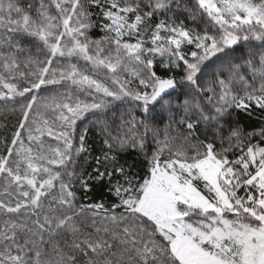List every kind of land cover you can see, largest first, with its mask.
<instances>
[{
  "label": "snow or ice",
  "instance_id": "6c2138e0",
  "mask_svg": "<svg viewBox=\"0 0 264 264\" xmlns=\"http://www.w3.org/2000/svg\"><path fill=\"white\" fill-rule=\"evenodd\" d=\"M256 111L264 0H0V264H264Z\"/></svg>",
  "mask_w": 264,
  "mask_h": 264
},
{
  "label": "trees",
  "instance_id": "16d2710c",
  "mask_svg": "<svg viewBox=\"0 0 264 264\" xmlns=\"http://www.w3.org/2000/svg\"><path fill=\"white\" fill-rule=\"evenodd\" d=\"M27 2V0H24ZM93 20H97L96 17H93ZM100 21L97 20V25ZM94 39L99 38L102 33L99 30V27H94L91 32L89 33ZM162 72L163 69H160ZM58 87V86H57ZM52 94V93H49ZM18 113L8 112L7 117L3 113H0V136L3 135V126L7 124L8 128L10 129L16 123V117ZM234 120L238 121L240 126L249 132L258 131L262 125H264V116H261L259 111H256L251 116L247 115L244 112H238L233 117ZM10 135V132L8 133ZM100 141L101 137L98 135L97 129H91L88 136V142L95 148L93 155H97L100 149ZM151 146V145H150ZM143 157H138L135 153H122L121 154V163L127 164V166H131L132 170L135 172L143 173V165H142ZM91 165H95V161L91 162ZM88 172L92 171V166H89L87 169ZM89 184H94L95 187L92 191L88 193H84L83 191L78 190V198L82 203H91V202H100L103 201L104 203L108 204L111 203V198L109 193L105 188L100 187V185L90 180Z\"/></svg>",
  "mask_w": 264,
  "mask_h": 264
}]
</instances>
